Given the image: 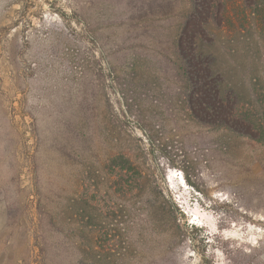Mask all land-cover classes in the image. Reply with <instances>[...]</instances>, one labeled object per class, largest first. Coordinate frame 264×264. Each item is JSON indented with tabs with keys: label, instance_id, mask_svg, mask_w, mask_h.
I'll return each mask as SVG.
<instances>
[{
	"label": "rangeland",
	"instance_id": "1",
	"mask_svg": "<svg viewBox=\"0 0 264 264\" xmlns=\"http://www.w3.org/2000/svg\"><path fill=\"white\" fill-rule=\"evenodd\" d=\"M204 2L0 0V264H264V66L187 82Z\"/></svg>",
	"mask_w": 264,
	"mask_h": 264
},
{
	"label": "trees",
	"instance_id": "2",
	"mask_svg": "<svg viewBox=\"0 0 264 264\" xmlns=\"http://www.w3.org/2000/svg\"><path fill=\"white\" fill-rule=\"evenodd\" d=\"M252 3L251 5H243L239 0H205L202 5L203 16L206 17V22L210 21L209 19H213L215 22L214 30H212L215 32L216 38L210 41L209 44V49L214 52H211L214 58L212 63L205 66V61L198 57L195 51H193L191 55L185 54L184 56V75L187 77V82L192 83L196 88L199 87L202 94L205 92L213 93L215 97L220 99L221 106H224V97L221 95V92L230 85L225 77V72L228 69H238L239 71L240 68L241 70H245L243 73L247 76L255 71H260V69L262 70L264 66V43L262 38L264 36V23L261 21L263 11H261L260 8L253 9ZM243 31H249L250 35L257 36L260 41H253L252 39L243 41V43L239 44L235 41V43H233L234 50L231 52V55H235L234 57L240 55L243 58V62L240 63L236 58L227 59L226 52L224 51L225 45L218 40L216 32L219 34H222V32L238 34ZM221 55H223V59L226 58V62L220 58ZM207 62H211V60L207 59ZM212 66L216 68L218 75L207 73V69L209 67L212 68ZM202 71H204V74ZM237 103L238 99H233L234 106H236ZM230 113L231 115L234 113L233 108ZM213 118L216 122L224 120L220 116H215ZM227 122L229 124L230 118H228ZM245 124L249 125L246 121ZM117 156V153L111 155V166H116L117 163L115 159L117 158L115 157ZM122 158L124 157L122 156ZM122 162L131 163V160L128 158L124 159Z\"/></svg>",
	"mask_w": 264,
	"mask_h": 264
}]
</instances>
